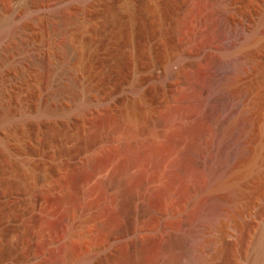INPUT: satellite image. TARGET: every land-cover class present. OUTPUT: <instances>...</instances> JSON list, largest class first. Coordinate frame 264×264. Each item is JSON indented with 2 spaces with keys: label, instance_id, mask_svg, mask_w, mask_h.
<instances>
[{
  "label": "rangeland",
  "instance_id": "obj_1",
  "mask_svg": "<svg viewBox=\"0 0 264 264\" xmlns=\"http://www.w3.org/2000/svg\"><path fill=\"white\" fill-rule=\"evenodd\" d=\"M73 2L76 16L93 25L79 40L84 94L78 107L66 116L39 124L36 108L42 106L43 92L38 72H33L30 87L23 86L34 118L25 127L27 134L9 138L7 144L0 141V264H121L120 253L128 256L129 264H156L164 237L157 233L147 237L148 180H156V170L148 159L152 138L158 136L163 145L171 127L182 134L189 131L191 138L211 131L210 116L201 111L208 93L205 88L217 74L230 70L236 59L231 46L247 30H256L264 43V0ZM15 7L19 20H25L20 5ZM164 9L165 20L155 21L154 12ZM48 10L39 5L33 13ZM151 20L157 24L154 32L149 29ZM141 25L148 28L145 36L140 34ZM162 27L169 28L164 40ZM176 27L180 32L173 36ZM176 42L186 44L194 61V84L184 93L162 76V69L155 76L151 72L154 58L169 56ZM260 49L261 69L252 76L258 82L248 96L258 106L252 143L257 160L239 177L242 188H238L243 193L220 189L215 196L220 199L233 193L236 198V192L242 194L236 198L240 200L235 209L239 207L243 212L240 219L246 220L243 243L232 244L238 235L233 219L227 236L233 245L230 264H252L264 232V44ZM236 94L233 92V108L240 98ZM134 100L146 112L135 110ZM213 110L217 113L221 107L215 103ZM172 111L186 116L189 112L188 121L172 126L158 121ZM167 156L164 180H179L178 193L181 187L182 193L189 192L197 202L178 211V217L164 230L191 238L207 214L220 213L212 207L214 197L204 194L214 158L207 162L205 154L198 152L178 158L173 151ZM106 223L110 226L105 227ZM112 226L129 230L121 243L110 237ZM191 245L185 238L180 244V264L188 262Z\"/></svg>",
  "mask_w": 264,
  "mask_h": 264
},
{
  "label": "bare ground",
  "instance_id": "obj_2",
  "mask_svg": "<svg viewBox=\"0 0 264 264\" xmlns=\"http://www.w3.org/2000/svg\"><path fill=\"white\" fill-rule=\"evenodd\" d=\"M18 4L20 11L26 14L23 21L19 20L15 12V6ZM73 4L75 5L73 0H0V141L5 144L9 138L16 139L27 134L25 127L30 125L32 121L30 118L35 111L27 100L28 94L24 98L23 86L32 85L34 71V73L38 72L41 79L40 89L43 92L42 106L40 109L36 108L39 110L36 111L39 124L45 120H58L66 116L80 103L79 100L84 94V82L81 76L83 54L79 47V40L93 30V25L86 22L85 24L83 19H79L81 17L76 16L77 13L73 12L75 10ZM39 5L49 10L46 13L34 14V9ZM153 18L157 22L165 20V9L156 10ZM152 22L153 20L149 24V29L154 32L157 24ZM142 25L140 34L145 36L148 28ZM160 31L163 40L168 37L169 28L162 27ZM179 32V27L174 28L173 36ZM257 35L259 33L257 34L256 30H247L240 42L237 41L238 43L230 47L236 57L230 70L220 72L210 81L207 88L204 87L208 93L203 98L201 111L210 116L212 125L209 130L211 131L200 133L198 136L196 134L195 138H191L187 133L189 131L182 134L171 127L174 131L171 128L167 129L168 131L165 129L167 134L164 131L166 141L163 145L160 144V138L157 135L152 138L151 145L149 144L150 158L148 159H150L151 167L153 166L156 170L154 174L156 180H148L147 237L155 233L157 236L162 234L164 237V243L160 248V258L157 259L156 264H180L177 259L178 249L184 238L192 242L186 264H230L232 246L236 247L243 243L242 228L246 220L242 222L240 214L243 212L239 207V210L235 208L240 200L238 198L237 201L236 198L241 197L243 193L240 189L242 186L239 185L241 183L239 177L243 176L247 167H251L250 164H254L257 160L252 143L255 137V111L258 110V106L255 98L248 99L258 82L252 79V76L261 69L262 65L258 60V52L264 43ZM193 64L194 61L186 44L176 42L174 52L169 56L159 55L154 58L151 72L155 76L162 69V76L176 84L177 92L184 93L183 90L190 91L194 84ZM233 92H237L238 95H236L240 96L235 108L232 107ZM235 100L236 98L234 104ZM136 101L134 106V103L132 104L134 109L142 113L146 112V107L140 101L139 103L138 100ZM215 103L221 107V111L217 113L213 110ZM225 110H227L226 113H224ZM188 115H190L189 112L186 116L185 113L172 111L164 114L158 121L168 126L185 124L189 119ZM182 136H185L184 143H182L184 139L181 138ZM173 151L178 154V158H182L184 154L192 156L197 152L205 154L207 162H211L210 157L214 158L212 159L213 167L209 168L210 173H208L211 182L204 189V194L206 193L209 198L214 197L211 198L214 202L212 207L218 208L220 213L207 214L201 228L196 230L191 238L172 229L164 230L168 222L178 217V211L184 208L189 209L197 202V198L189 192L182 193L181 187H179L181 195H178L179 180H164L167 172H164V158L168 159V153L172 154ZM220 189H228V191L232 189L233 193L236 189L241 193L239 195L236 192L238 194L236 198L233 197V193H228L231 196L225 194L227 196L215 198ZM233 219L237 221L238 228H235L238 235L232 245L227 236L229 229L231 230L229 223L232 224ZM106 226L110 225L106 223ZM111 229L110 237L118 242L129 231L126 228L113 226ZM194 242H198L197 245ZM256 246L252 264H264V232ZM210 247L214 249L211 250ZM123 255L121 253L118 255L120 263L129 264L128 256Z\"/></svg>",
  "mask_w": 264,
  "mask_h": 264
}]
</instances>
